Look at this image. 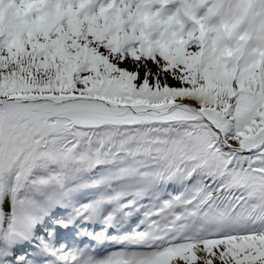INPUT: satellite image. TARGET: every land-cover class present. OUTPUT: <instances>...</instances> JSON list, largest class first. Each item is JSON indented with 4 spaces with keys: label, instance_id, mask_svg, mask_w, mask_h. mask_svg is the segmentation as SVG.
<instances>
[{
    "label": "snow or ice",
    "instance_id": "1",
    "mask_svg": "<svg viewBox=\"0 0 264 264\" xmlns=\"http://www.w3.org/2000/svg\"><path fill=\"white\" fill-rule=\"evenodd\" d=\"M0 15V264H264V0Z\"/></svg>",
    "mask_w": 264,
    "mask_h": 264
},
{
    "label": "rangeland",
    "instance_id": "2",
    "mask_svg": "<svg viewBox=\"0 0 264 264\" xmlns=\"http://www.w3.org/2000/svg\"><path fill=\"white\" fill-rule=\"evenodd\" d=\"M4 20V16L0 15V23H3ZM125 67H131V65H124ZM141 75H143V72H141ZM170 83H172L175 86V82L174 81H169Z\"/></svg>",
    "mask_w": 264,
    "mask_h": 264
}]
</instances>
